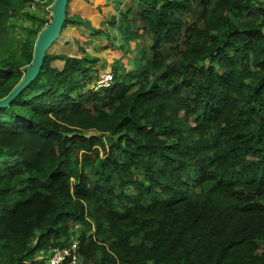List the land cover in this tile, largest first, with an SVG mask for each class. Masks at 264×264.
Wrapping results in <instances>:
<instances>
[{
	"label": "trees",
	"instance_id": "16d2710c",
	"mask_svg": "<svg viewBox=\"0 0 264 264\" xmlns=\"http://www.w3.org/2000/svg\"><path fill=\"white\" fill-rule=\"evenodd\" d=\"M122 1L62 31H118L133 69L96 89L98 59L47 51L0 108V264L73 240L81 264H264V0ZM32 2L0 0V100L49 23ZM17 15L39 23L14 40Z\"/></svg>",
	"mask_w": 264,
	"mask_h": 264
},
{
	"label": "rangeland",
	"instance_id": "374dc122",
	"mask_svg": "<svg viewBox=\"0 0 264 264\" xmlns=\"http://www.w3.org/2000/svg\"><path fill=\"white\" fill-rule=\"evenodd\" d=\"M54 1L55 0H33V2L26 7V11L36 16L35 18L50 20L51 8ZM116 1L117 0H100V2L99 0H71L67 10L69 16H79L81 19L88 21L95 29L106 28L108 30L110 28L109 22L111 18L119 15V8H116L114 4ZM122 2L125 3L126 0ZM36 20L37 21H33L32 23L31 20H25L21 15H17L11 20L12 24H8V36L6 37L14 40L22 39L25 34V28H30L32 24L37 25L39 23L38 19ZM83 33L85 34L84 36H82ZM87 34L88 32L82 28H65L59 40L48 50V54H66L70 56H82L83 54H87L98 59L99 62L95 69L100 73V81L110 74L112 66L117 64V62H119L120 66H125L126 70L133 69L134 56L139 52V49H136L135 43L131 42L128 46L120 45L121 43H118L120 39L118 31L114 33L115 37L113 34H110L109 39L102 36L92 39L89 38ZM121 46L123 47L121 48ZM52 65L60 69L63 63L55 61ZM100 81L98 84L103 83L104 80L102 82ZM1 257L0 255V259Z\"/></svg>",
	"mask_w": 264,
	"mask_h": 264
},
{
	"label": "water",
	"instance_id": "95a60500",
	"mask_svg": "<svg viewBox=\"0 0 264 264\" xmlns=\"http://www.w3.org/2000/svg\"><path fill=\"white\" fill-rule=\"evenodd\" d=\"M70 0H55L51 8V18L49 23L38 34L33 48V58L30 65L26 66L24 76L12 92L0 100V108H4L37 77L47 51L59 38L64 21L66 19V9Z\"/></svg>",
	"mask_w": 264,
	"mask_h": 264
},
{
	"label": "built area",
	"instance_id": "2783aa9c",
	"mask_svg": "<svg viewBox=\"0 0 264 264\" xmlns=\"http://www.w3.org/2000/svg\"><path fill=\"white\" fill-rule=\"evenodd\" d=\"M111 75H107L102 81L103 83L98 84L101 77L96 83L95 88L107 87L111 81ZM100 81V82H102ZM98 84V85H97ZM98 86V87H97ZM47 264H81L80 258L78 256V243L77 241H72L70 244L64 247L53 248L47 260Z\"/></svg>",
	"mask_w": 264,
	"mask_h": 264
},
{
	"label": "crops",
	"instance_id": "0c3cea01",
	"mask_svg": "<svg viewBox=\"0 0 264 264\" xmlns=\"http://www.w3.org/2000/svg\"><path fill=\"white\" fill-rule=\"evenodd\" d=\"M99 2H100V0H99ZM103 29H106V28H103ZM109 30V29H108Z\"/></svg>",
	"mask_w": 264,
	"mask_h": 264
}]
</instances>
